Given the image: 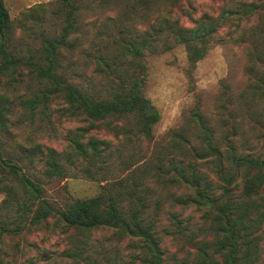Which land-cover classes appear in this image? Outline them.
I'll use <instances>...</instances> for the list:
<instances>
[{
	"label": "rangeland",
	"instance_id": "1",
	"mask_svg": "<svg viewBox=\"0 0 264 264\" xmlns=\"http://www.w3.org/2000/svg\"><path fill=\"white\" fill-rule=\"evenodd\" d=\"M72 2L77 10L62 0H5L10 20L5 38L0 35V68L4 69L0 72V151L4 158L21 166L55 212L65 210L77 199L96 198L108 189L123 190L134 174L138 178L153 165L156 168L160 159L164 168L171 160L176 166L184 165L189 161L187 151L172 147L165 140L174 131L186 129L195 133L193 127L198 114L215 135L228 133L233 117L238 118L237 98L251 82L248 68L253 41L264 36V15L228 13L241 2L264 7V0H161L150 8L135 0L118 4L106 0ZM203 23L214 25L215 30L210 35L206 55L197 63H190L185 44L169 33L157 43L156 52L148 50L143 55L142 92L160 113L152 141L137 132V120L133 117L97 121L74 116L65 96L51 93L55 87L53 81L37 72L51 66L46 43L60 39L68 29L66 45L56 53L59 62L54 65L57 64L58 77L72 86L105 95L110 85L97 78L98 56L117 49L118 45L120 48L132 43L139 46L142 38L153 32V26L192 30ZM37 98H43V104L37 108L27 105ZM255 109L261 112L262 104ZM251 122L245 127L249 146L261 147L255 145L262 133ZM127 129L133 131V141L127 142L130 151L119 162L110 165L105 160L93 164L75 156L70 142L75 135L83 136L80 140L85 143L93 137L106 140L111 143L110 151L118 156L121 153L118 147L123 149L126 140L123 130ZM32 150L37 154L32 156ZM49 150L56 152L55 157L61 154L57 161L68 172L58 177L45 174ZM121 161H130L132 167L126 170ZM196 164L214 183L218 182L209 165ZM97 168L102 169L96 174ZM8 171L0 162V182L12 186L19 201L29 203L21 183ZM124 180L129 182L120 186L119 182ZM147 184L152 188L150 197L160 201L159 209L152 202L149 211L154 216L158 213L156 234L165 263L175 264L188 257L187 264H192L196 246L186 237L174 235V226L181 222L182 227L196 233L198 238L206 236L211 241V217L206 214L207 209L177 203V199L194 197L190 186L171 184L166 176L150 178ZM211 188L212 192L216 191L215 186ZM35 208L36 205L31 212H25L14 206L0 214V221L11 228L28 223ZM259 247V262L264 264V234ZM144 259L146 253L141 240L121 236L113 230L82 233L68 229L58 217L19 234H0V264H145Z\"/></svg>",
	"mask_w": 264,
	"mask_h": 264
},
{
	"label": "trees",
	"instance_id": "2",
	"mask_svg": "<svg viewBox=\"0 0 264 264\" xmlns=\"http://www.w3.org/2000/svg\"><path fill=\"white\" fill-rule=\"evenodd\" d=\"M62 1L73 10H77L72 0ZM121 1L123 0H106L114 4ZM135 1L145 8H150L158 5L161 0ZM228 13L263 16L264 7L241 2L236 10H230ZM9 20L5 0H0L2 38L6 36ZM153 29L155 31L146 34L139 46L132 43L120 48L118 45L117 49L96 58L97 78L105 80L110 85L105 95L95 94L93 90L89 91L87 88L72 86L58 77L57 64L54 65L55 62H59L56 53L66 45L68 29H65L60 39L46 43L51 66L48 69L40 68L37 72L40 77L50 78L53 81L55 87L51 93L55 96H65L70 104L69 110L74 116H85L97 121L133 117L137 120V132L152 141L153 127L159 121L160 113L142 92L143 76H145L141 62L143 55L148 50L156 52L159 49L157 43L165 33H169L168 35L185 44L190 63H197L206 55L210 35L215 28L212 24L203 23L192 30L156 26H153ZM255 38L253 48L249 52L248 74L251 82L237 98L235 112L238 118L233 117L228 133L215 135L204 117L198 114V120L193 127L195 133L191 134L185 129L180 132L174 131L166 138L165 142L168 145L187 151L189 161L184 162V165L176 166L175 161L171 160L170 165L164 168L163 160L160 159L156 168L153 165V168L143 171L138 178L134 174L126 187L123 185L129 182L128 180L119 182V185L124 187L123 190L113 192V189L106 187L105 190H108L101 196L85 200L77 199L65 210L55 212L49 206V202L42 197L41 189L22 172L21 166L4 158L0 151V162L8 168L11 177L21 183L29 201V203L19 201L13 187L1 181L0 194L6 196L0 203V214L8 212L14 206L19 210L31 212V208L36 205L28 223H19L11 228L6 222L0 221V234H19L51 217H58L68 229L82 233L113 230L121 236L141 240L146 253L145 264H166L164 251L156 234L158 213L154 216L153 212L149 211L152 202L159 209L160 201L150 197L152 188L150 189L147 184L150 178L161 179L166 176L171 184L182 183L194 189V197H188L186 200L177 199V203L201 206L207 209L206 214L211 217L209 226L212 230L211 241H207L206 236L198 238L196 233L182 227L181 222L174 226V235L186 237L189 243L196 246L192 264H260L259 240L264 234V36ZM3 70L0 68V72ZM45 96L47 97V93ZM43 98H37L27 105L37 108V105L43 104ZM261 104L262 111H254L258 106L261 107ZM251 121L262 133L261 140L255 145L261 147L249 146L250 141L245 127ZM84 131L86 130L81 132ZM123 133L126 136L125 145L123 149L118 147V152L121 151L118 156H114L110 151V142L97 137L85 143L80 140L83 136L75 135L70 142L75 150V156L82 158L83 161L96 164L108 160L111 165L115 161L119 162L122 159L120 157L130 151L127 142L133 141L131 136L133 131L127 129L123 130ZM55 153L54 150H49V158L45 163V174L50 177L62 176L68 172V169L57 161L61 154L55 157ZM31 154L34 156L37 151L32 150ZM129 158L132 159L133 155L131 154ZM196 162H205L209 165L218 182L214 183ZM120 163L125 165L126 170L132 167L130 161ZM101 169L97 168L95 173H99ZM211 185L216 187L215 192H212ZM140 187L143 193L138 192ZM218 191L220 193L216 195ZM188 260L187 257L175 264H187Z\"/></svg>",
	"mask_w": 264,
	"mask_h": 264
},
{
	"label": "crops",
	"instance_id": "3",
	"mask_svg": "<svg viewBox=\"0 0 264 264\" xmlns=\"http://www.w3.org/2000/svg\"><path fill=\"white\" fill-rule=\"evenodd\" d=\"M3 199L4 197L0 194V203L2 202Z\"/></svg>",
	"mask_w": 264,
	"mask_h": 264
}]
</instances>
